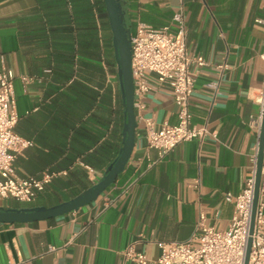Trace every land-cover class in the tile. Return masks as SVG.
<instances>
[{"label":"crops","instance_id":"0c3cea01","mask_svg":"<svg viewBox=\"0 0 264 264\" xmlns=\"http://www.w3.org/2000/svg\"><path fill=\"white\" fill-rule=\"evenodd\" d=\"M121 1L132 33L139 22L177 31L175 15L183 12L188 51L209 63L196 75L192 120L216 136L181 142L155 161L142 117L176 124L178 107L169 87L152 91L117 180L67 214L0 222V264H134L130 245L155 259L159 241L191 237L202 211L215 228L231 222L225 193H239L251 174L263 115L264 0ZM111 43L101 0H0V70L15 74V129L33 142L15 168L21 176L52 174L32 202L9 198L0 206L52 207L78 197L117 158L125 116Z\"/></svg>","mask_w":264,"mask_h":264},{"label":"built area","instance_id":"2783aa9c","mask_svg":"<svg viewBox=\"0 0 264 264\" xmlns=\"http://www.w3.org/2000/svg\"><path fill=\"white\" fill-rule=\"evenodd\" d=\"M175 19L178 22L177 31H171L168 26L158 28L139 22L131 40L136 114L146 107L147 95L162 86L172 90L178 107L176 124L167 121L158 124L153 117H142L147 146L157 152L155 161L164 159L181 142L193 139L203 141L211 134L216 136V132L211 131L207 125L193 123L190 109L196 75L209 63L204 56L188 51V31L183 12L177 13ZM258 22L264 23V19H258ZM216 67L223 69L227 64ZM14 79L12 69L3 67L0 70V202L13 198L29 203L45 189L52 174L21 176L16 171L17 156L33 142L15 129L19 115L15 104ZM30 80L28 76L23 77L25 83ZM260 101L264 108V92ZM261 118L256 123L258 140L255 152L251 155V174L239 193H225L226 201L234 204L228 228L218 229L208 225L206 213L202 211L196 231L191 237L185 241H159L161 253L155 259L130 245L126 249V256L134 264H244L250 237ZM56 249L55 246L49 248L50 251ZM249 264H264V163Z\"/></svg>","mask_w":264,"mask_h":264},{"label":"water","instance_id":"95a60500","mask_svg":"<svg viewBox=\"0 0 264 264\" xmlns=\"http://www.w3.org/2000/svg\"><path fill=\"white\" fill-rule=\"evenodd\" d=\"M113 35V46L118 65L119 84L124 106L125 124L123 131V145L119 155L108 167L102 179L94 184L85 193L52 207L25 206L5 207L0 206L1 223H29L37 220L67 214L73 210L96 200L122 173L128 164L136 144V128L138 119L135 110V83L132 71V29L126 21L125 11L121 0H104ZM264 163V108L259 141L257 174L255 194L253 201L250 237L248 239L244 264H249L252 234L254 232L255 215L259 196V186Z\"/></svg>","mask_w":264,"mask_h":264},{"label":"trees","instance_id":"16d2710c","mask_svg":"<svg viewBox=\"0 0 264 264\" xmlns=\"http://www.w3.org/2000/svg\"><path fill=\"white\" fill-rule=\"evenodd\" d=\"M101 4H102V7L106 10V6H105L104 0H101ZM111 46H112V65L114 66L115 65V60L113 58V45H112V43H111Z\"/></svg>","mask_w":264,"mask_h":264}]
</instances>
